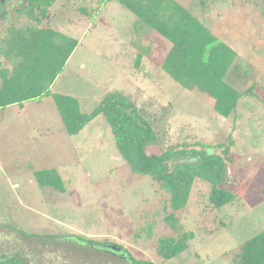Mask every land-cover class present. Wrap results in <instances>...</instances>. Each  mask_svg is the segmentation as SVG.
I'll list each match as a JSON object with an SVG mask.
<instances>
[{
  "label": "rangeland",
  "instance_id": "rangeland-1",
  "mask_svg": "<svg viewBox=\"0 0 264 264\" xmlns=\"http://www.w3.org/2000/svg\"><path fill=\"white\" fill-rule=\"evenodd\" d=\"M176 1L235 49L225 81L238 91L255 85L228 117L214 109L212 97L160 67L170 42L155 31L137 37L138 18L115 0H57L46 16L17 13L0 34V49L4 39L34 26L76 37L53 91L76 97L84 112L107 92L121 91L155 131L148 153L183 143L215 145L231 135L243 198L212 208L210 183L196 179L174 229L165 218L169 194L150 176L131 172L103 115L70 135L52 96L28 101L24 110L10 105L0 109V237L16 240L20 231L33 264H133L129 256L155 264H239L241 244L264 229V0ZM16 60L0 53V81ZM46 168L58 171L63 191L39 185L34 172ZM185 231L194 233L185 251L171 259L157 252L159 238ZM80 236L115 244L125 257Z\"/></svg>",
  "mask_w": 264,
  "mask_h": 264
},
{
  "label": "trees",
  "instance_id": "trees-1",
  "mask_svg": "<svg viewBox=\"0 0 264 264\" xmlns=\"http://www.w3.org/2000/svg\"><path fill=\"white\" fill-rule=\"evenodd\" d=\"M112 0H98L99 4ZM138 18L135 33L141 38L155 31L170 42L160 67L174 80L188 89H196L214 99V109L228 117L235 111L239 99L252 96L255 85L243 91L225 81V75L236 58V51L216 36L197 16L176 0H115ZM203 1V0H202ZM57 0H26L17 9L18 15L46 16ZM86 12V9H83ZM61 39V40H60ZM0 49L6 60L17 59L10 70L3 68L0 82V109L10 104H23L31 99L52 96L59 110L65 131L78 134L98 115H103L110 126L115 146L127 162L131 172L150 176L169 194L171 211L166 223L177 229V213L186 207L196 179L210 183L208 202L212 208H222L243 198L244 184L235 176L232 154L234 139L210 145L205 142L172 145L161 152H147L154 140L155 131L137 107L121 91L107 92L89 112L81 109L79 100L69 94L52 92L50 85L64 70L67 59L77 45V39L61 35L49 26L20 30L3 40ZM1 46V45H0ZM137 52L135 65L150 51V46ZM2 63V61L0 62ZM41 187L50 186L63 191L62 179L57 170L40 169L34 172ZM233 187L234 189H232ZM264 193V189H263ZM194 237L185 231L178 237H162L157 252L171 259L189 246ZM94 246L99 241L79 237ZM133 264H155L129 256ZM21 260V261H20ZM239 264H264V229L241 244ZM19 257L0 260V264H22Z\"/></svg>",
  "mask_w": 264,
  "mask_h": 264
},
{
  "label": "flooded vegetation",
  "instance_id": "flooded-vegetation-1",
  "mask_svg": "<svg viewBox=\"0 0 264 264\" xmlns=\"http://www.w3.org/2000/svg\"><path fill=\"white\" fill-rule=\"evenodd\" d=\"M26 0H0V34L3 29H7V26L10 22H12L13 17L17 14V9L20 8ZM19 235L21 232L16 230V235L14 240L13 237H6L4 234L0 237V260H11V258L19 257L23 260L22 264H33L31 256H28L24 250V247L20 245ZM101 245V249L104 251H108L114 255H119L121 257H125V252L119 246L120 250L112 251L110 249L111 245H115L112 243L99 244ZM98 245V246H99ZM100 249V250H101ZM21 261V260H20Z\"/></svg>",
  "mask_w": 264,
  "mask_h": 264
},
{
  "label": "crops",
  "instance_id": "crops-1",
  "mask_svg": "<svg viewBox=\"0 0 264 264\" xmlns=\"http://www.w3.org/2000/svg\"><path fill=\"white\" fill-rule=\"evenodd\" d=\"M63 34H65L66 36H71L70 34H68V33H63ZM72 38H76V37H74V36H71ZM75 49V48H74ZM74 51V50H73ZM60 74V73H59ZM58 74V75H59ZM58 75L56 76V78L58 77ZM1 82V81H0ZM55 82V80L52 82V84L50 85V89H51V91L52 92H55V91H53L52 90V85H53V83ZM45 97H49V95L47 96H42L41 98H39V99H31V100H29V101H36V100H43V98H45ZM26 102H28V101H26ZM26 102H24L22 105H21V109L22 110H24L25 108H26ZM56 104V103H55ZM10 105H19V104H10ZM10 105H8V106H10ZM20 106V105H19ZM7 107V106H6ZM1 109H3V108H1ZM58 109V108H57ZM58 112H59V110H58ZM59 115H60V113H59ZM61 117V116H60ZM118 151V150H117Z\"/></svg>",
  "mask_w": 264,
  "mask_h": 264
},
{
  "label": "water",
  "instance_id": "water-1",
  "mask_svg": "<svg viewBox=\"0 0 264 264\" xmlns=\"http://www.w3.org/2000/svg\"><path fill=\"white\" fill-rule=\"evenodd\" d=\"M110 249H111L112 251H118V250H120V248H118L116 245H111V246H110Z\"/></svg>",
  "mask_w": 264,
  "mask_h": 264
}]
</instances>
